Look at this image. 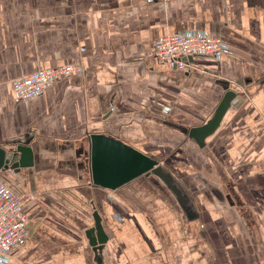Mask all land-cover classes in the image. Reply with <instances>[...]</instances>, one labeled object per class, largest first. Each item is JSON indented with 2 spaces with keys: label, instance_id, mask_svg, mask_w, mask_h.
I'll list each match as a JSON object with an SVG mask.
<instances>
[{
  "label": "crops",
  "instance_id": "crops-1",
  "mask_svg": "<svg viewBox=\"0 0 264 264\" xmlns=\"http://www.w3.org/2000/svg\"><path fill=\"white\" fill-rule=\"evenodd\" d=\"M184 31L233 54H196L189 72L149 56L159 36ZM67 64L82 71L14 101L12 79ZM227 82L241 101L201 140L194 128ZM92 133L169 170L194 217L152 174L93 185ZM27 134L33 165L0 180L32 196L29 236L0 264H264V0H0V144ZM95 211L100 253L88 233Z\"/></svg>",
  "mask_w": 264,
  "mask_h": 264
},
{
  "label": "water",
  "instance_id": "water-1",
  "mask_svg": "<svg viewBox=\"0 0 264 264\" xmlns=\"http://www.w3.org/2000/svg\"><path fill=\"white\" fill-rule=\"evenodd\" d=\"M224 88L225 93L212 116L205 124L194 128L201 140L215 131L230 106H235L241 101V97L234 89L230 88L228 82ZM30 141L31 137L27 134L22 138L7 142L6 146L0 144V170L10 168L19 170L22 167L32 166L33 153ZM88 150L89 170L93 185L116 189L141 175L152 174L169 189L187 217L189 219L194 217L195 207L191 198L180 186L176 177L158 161L151 159L129 144L104 133L89 135ZM93 216L94 226L88 230V233L91 236L94 251L100 253L107 241V234L96 211Z\"/></svg>",
  "mask_w": 264,
  "mask_h": 264
},
{
  "label": "built area",
  "instance_id": "built-area-1",
  "mask_svg": "<svg viewBox=\"0 0 264 264\" xmlns=\"http://www.w3.org/2000/svg\"><path fill=\"white\" fill-rule=\"evenodd\" d=\"M196 54L219 59L225 54H233V49L217 36L201 31H184L159 36L149 56L170 69L189 72L192 65L188 58ZM81 71L80 66L67 64L14 78L10 81L13 99L20 102L35 98L54 80ZM31 199L32 196L28 194H15L0 180V255H7L14 246L22 245L27 240L29 219L23 213L22 207Z\"/></svg>",
  "mask_w": 264,
  "mask_h": 264
}]
</instances>
